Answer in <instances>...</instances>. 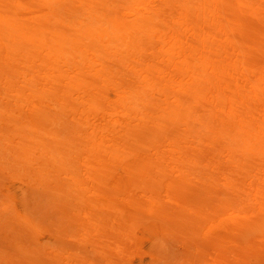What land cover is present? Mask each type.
<instances>
[{
	"label": "bare ground",
	"instance_id": "obj_1",
	"mask_svg": "<svg viewBox=\"0 0 264 264\" xmlns=\"http://www.w3.org/2000/svg\"><path fill=\"white\" fill-rule=\"evenodd\" d=\"M0 236L28 264H264V0H0Z\"/></svg>",
	"mask_w": 264,
	"mask_h": 264
},
{
	"label": "rangeland",
	"instance_id": "obj_2",
	"mask_svg": "<svg viewBox=\"0 0 264 264\" xmlns=\"http://www.w3.org/2000/svg\"><path fill=\"white\" fill-rule=\"evenodd\" d=\"M151 2L152 1H143L144 5L146 6H150L151 5ZM194 2V1H193ZM240 1L237 2V4L239 3ZM173 6H175L177 8V6H180V5H183L184 6H187L188 4L184 3V1H174L171 3ZM236 4V5H237ZM235 5V6H236ZM189 6V5H188ZM124 56V55H123ZM11 204V210H12V213L10 214V220L8 222H10V225L8 226V230H12V229H15V230H18L19 232H15V236H21V234L24 236V239L25 241L27 242V245L29 246L31 241H33L32 239V236L30 235L29 231L27 230H24L22 228L21 225H18V221L15 219V217H13V215L16 213V208H15V205L13 202H9ZM44 232L45 233H48L49 235L52 234L53 237L56 236V234L54 233V231H50V230H47L46 228L44 229ZM106 236H113L112 235H106ZM2 240L4 242H8L9 239L7 237H1ZM71 239H74L75 240V237H70V241ZM99 239L101 240H104L106 238H104V235L103 236H100ZM114 246L117 245V247L115 248L116 249V252H112V254L115 256V257H118V249H119V245H122L124 244L125 242L123 241V243L119 244V242H117V237L114 236L113 238L111 239H108ZM5 247H3L1 244H0V264H28L27 262V259L25 257V254L21 251H18L17 250V246H14L13 244H10L9 243H5ZM67 245V244H66ZM33 246V245H32ZM36 245H34L33 247H35ZM38 247V246H37ZM41 248H43L44 250H48L52 253L54 252L55 253V247H56V243L54 245V242L50 243L49 245H42L40 246ZM68 248H71L73 249V245L69 244L67 245ZM64 249V248H63ZM62 249V250H63ZM181 254L183 256H187L184 251L182 250ZM96 256L94 257V261L96 262V264H103V262L98 259V256H97V251H95V253H93V256ZM43 258H47L43 255H41Z\"/></svg>",
	"mask_w": 264,
	"mask_h": 264
}]
</instances>
